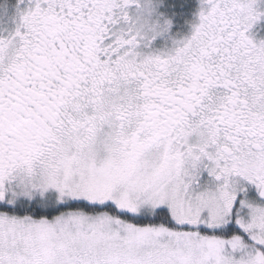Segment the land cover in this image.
I'll return each mask as SVG.
<instances>
[{
	"label": "snow or ice",
	"instance_id": "1",
	"mask_svg": "<svg viewBox=\"0 0 264 264\" xmlns=\"http://www.w3.org/2000/svg\"><path fill=\"white\" fill-rule=\"evenodd\" d=\"M163 3L0 21V264H264V7Z\"/></svg>",
	"mask_w": 264,
	"mask_h": 264
},
{
	"label": "rangeland",
	"instance_id": "2",
	"mask_svg": "<svg viewBox=\"0 0 264 264\" xmlns=\"http://www.w3.org/2000/svg\"><path fill=\"white\" fill-rule=\"evenodd\" d=\"M27 0H24V4ZM261 7H264V0H260ZM17 6V0H2L0 1V21L5 25H11V17ZM23 6V5H21ZM198 7V0H164L161 9L173 20L172 32L186 31L188 28V21L194 19V13ZM254 35L258 39H264V28H255Z\"/></svg>",
	"mask_w": 264,
	"mask_h": 264
},
{
	"label": "flooded vegetation",
	"instance_id": "3",
	"mask_svg": "<svg viewBox=\"0 0 264 264\" xmlns=\"http://www.w3.org/2000/svg\"><path fill=\"white\" fill-rule=\"evenodd\" d=\"M260 6H262V3L260 4ZM255 28H264V17H261V19H259L250 29V34L257 40H260L258 38L255 37L254 35V31L256 30ZM264 36V34H263Z\"/></svg>",
	"mask_w": 264,
	"mask_h": 264
},
{
	"label": "trees",
	"instance_id": "4",
	"mask_svg": "<svg viewBox=\"0 0 264 264\" xmlns=\"http://www.w3.org/2000/svg\"><path fill=\"white\" fill-rule=\"evenodd\" d=\"M0 1H2V0H0ZM6 1H10V0H6Z\"/></svg>",
	"mask_w": 264,
	"mask_h": 264
}]
</instances>
